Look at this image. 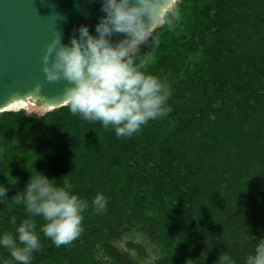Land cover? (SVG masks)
<instances>
[{
    "label": "trees",
    "instance_id": "16d2710c",
    "mask_svg": "<svg viewBox=\"0 0 264 264\" xmlns=\"http://www.w3.org/2000/svg\"><path fill=\"white\" fill-rule=\"evenodd\" d=\"M175 3L148 68L170 88L167 116L120 137L67 103L0 112V231L27 217L13 196L36 169L89 201L81 234L57 247L39 233L31 264H204L205 250V264H244L264 239V0Z\"/></svg>",
    "mask_w": 264,
    "mask_h": 264
},
{
    "label": "clouds",
    "instance_id": "9594fccd",
    "mask_svg": "<svg viewBox=\"0 0 264 264\" xmlns=\"http://www.w3.org/2000/svg\"><path fill=\"white\" fill-rule=\"evenodd\" d=\"M103 13L95 31L81 23L69 42L58 29L47 42L42 69L49 81L65 79L64 99L68 109L87 121H100L117 136L137 133L143 125L168 115L170 88L166 80L148 71L160 45L159 29L180 17L175 0H101ZM114 36L116 38H114ZM70 182L58 184L36 169L22 190L13 196L23 204L27 217L10 223L14 230L0 231V248L11 259L0 264H31L41 247L40 235L57 247L67 245L83 231V213L89 201L73 192ZM8 196L0 183V201ZM97 211L107 207V197L97 193L92 201ZM35 217L44 221L37 231ZM202 251L197 261L205 258ZM215 264H236L228 253H220ZM244 264H264V239L244 259Z\"/></svg>",
    "mask_w": 264,
    "mask_h": 264
},
{
    "label": "water",
    "instance_id": "95a60500",
    "mask_svg": "<svg viewBox=\"0 0 264 264\" xmlns=\"http://www.w3.org/2000/svg\"><path fill=\"white\" fill-rule=\"evenodd\" d=\"M102 14L101 0H0V112L20 102L65 105L68 82L49 81L42 69L46 44L58 29L69 42L81 23L94 32Z\"/></svg>",
    "mask_w": 264,
    "mask_h": 264
},
{
    "label": "rangeland",
    "instance_id": "374dc122",
    "mask_svg": "<svg viewBox=\"0 0 264 264\" xmlns=\"http://www.w3.org/2000/svg\"><path fill=\"white\" fill-rule=\"evenodd\" d=\"M26 107L23 108L25 111L29 112V113H35V114H40L44 111H46L45 109L43 108H40L38 106H35V105H32L30 104L29 102L26 103Z\"/></svg>",
    "mask_w": 264,
    "mask_h": 264
},
{
    "label": "bare ground",
    "instance_id": "6f19581e",
    "mask_svg": "<svg viewBox=\"0 0 264 264\" xmlns=\"http://www.w3.org/2000/svg\"><path fill=\"white\" fill-rule=\"evenodd\" d=\"M26 103H16L13 104L9 109H20V108H25L26 107Z\"/></svg>",
    "mask_w": 264,
    "mask_h": 264
}]
</instances>
